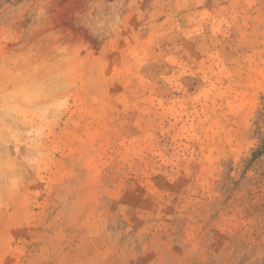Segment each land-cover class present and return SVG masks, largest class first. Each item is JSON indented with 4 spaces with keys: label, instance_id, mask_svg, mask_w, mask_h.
Returning a JSON list of instances; mask_svg holds the SVG:
<instances>
[{
    "label": "rangeland",
    "instance_id": "rangeland-1",
    "mask_svg": "<svg viewBox=\"0 0 264 264\" xmlns=\"http://www.w3.org/2000/svg\"><path fill=\"white\" fill-rule=\"evenodd\" d=\"M0 264H264V0H0Z\"/></svg>",
    "mask_w": 264,
    "mask_h": 264
}]
</instances>
